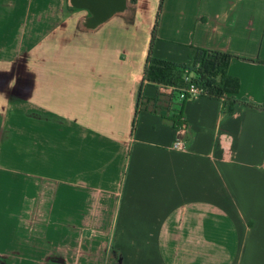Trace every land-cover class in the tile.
<instances>
[{"label":"crops","instance_id":"crops-1","mask_svg":"<svg viewBox=\"0 0 264 264\" xmlns=\"http://www.w3.org/2000/svg\"><path fill=\"white\" fill-rule=\"evenodd\" d=\"M66 2L0 0V264H264V112L201 97L185 131L175 102L133 130L151 41L234 56L262 104L264 0H129L96 31Z\"/></svg>","mask_w":264,"mask_h":264},{"label":"trees","instance_id":"trees-1","mask_svg":"<svg viewBox=\"0 0 264 264\" xmlns=\"http://www.w3.org/2000/svg\"><path fill=\"white\" fill-rule=\"evenodd\" d=\"M154 43L151 41L143 82L138 95L137 112L133 122V130L136 127L137 116L141 111H151L157 113L164 107V104L174 103L176 110L171 118V123L181 129L184 124L183 106L187 100L179 102L178 92L187 88L189 83L205 90L203 97L210 100L223 101L224 113L229 116L233 113L235 106L243 105L248 108L257 109L264 112V101L260 105L239 101L236 96L239 92L240 84L238 79L229 74V65L234 56L216 51L196 47H189V63H176L170 60L153 56ZM186 78L190 79L188 83ZM145 84L157 86H170L175 90L167 95L158 94L153 99L143 96ZM168 109V108H167Z\"/></svg>","mask_w":264,"mask_h":264},{"label":"water","instance_id":"water-1","mask_svg":"<svg viewBox=\"0 0 264 264\" xmlns=\"http://www.w3.org/2000/svg\"><path fill=\"white\" fill-rule=\"evenodd\" d=\"M74 11H85L84 23L89 31H96L114 17L130 18L133 11L129 0H68Z\"/></svg>","mask_w":264,"mask_h":264},{"label":"built area","instance_id":"built-area-1","mask_svg":"<svg viewBox=\"0 0 264 264\" xmlns=\"http://www.w3.org/2000/svg\"><path fill=\"white\" fill-rule=\"evenodd\" d=\"M186 81L189 83L190 79L186 78ZM161 88L162 91H166L168 93H172L175 88L170 87V86H159ZM205 95V90L197 87L195 84L189 83L187 85V88H183L181 90H179L178 92V101L182 102L185 100H192V99H198L201 98ZM182 131L186 130V126L183 125L181 128ZM172 150L174 152H178V153H187L188 152V147L185 143L184 138L179 137L178 139H176L172 145Z\"/></svg>","mask_w":264,"mask_h":264},{"label":"flooded vegetation","instance_id":"flooded-vegetation-1","mask_svg":"<svg viewBox=\"0 0 264 264\" xmlns=\"http://www.w3.org/2000/svg\"><path fill=\"white\" fill-rule=\"evenodd\" d=\"M66 3H68V0H67V2ZM69 8V7H68ZM68 8H67V10H66V12H73L74 10H68ZM79 12H81V11H74L73 13H71V14H74V13H79ZM85 13V15L86 16H88V13L87 12H84Z\"/></svg>","mask_w":264,"mask_h":264}]
</instances>
